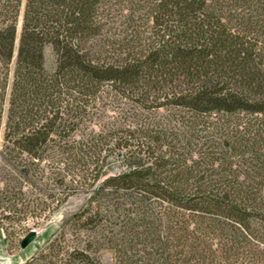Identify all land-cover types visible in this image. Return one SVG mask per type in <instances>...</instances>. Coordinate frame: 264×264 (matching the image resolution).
I'll return each mask as SVG.
<instances>
[{"label":"trees","instance_id":"trees-1","mask_svg":"<svg viewBox=\"0 0 264 264\" xmlns=\"http://www.w3.org/2000/svg\"><path fill=\"white\" fill-rule=\"evenodd\" d=\"M22 2L0 0V208L45 190L32 177L76 149V110L103 84L177 111L107 142L129 148L120 172L91 144L89 200L24 264H264V0Z\"/></svg>","mask_w":264,"mask_h":264},{"label":"rangeland","instance_id":"rangeland-1","mask_svg":"<svg viewBox=\"0 0 264 264\" xmlns=\"http://www.w3.org/2000/svg\"><path fill=\"white\" fill-rule=\"evenodd\" d=\"M24 5L25 0L22 2V14ZM118 17L116 10L112 14V19L116 20ZM21 20L22 15L18 24V40ZM119 23L120 21L112 24L109 36L125 35L126 29ZM16 54L17 48L10 65L2 132L7 120ZM45 63L50 70L55 66V54L51 46L46 48ZM174 111L144 110L122 90L114 89L110 83L103 84L95 96L89 97L87 109L76 110V149L72 152L49 151L43 163L44 169L39 175L32 177L45 190L40 191L36 186L26 185L23 201H18L14 206L12 203H5L4 207L0 208V264H24L58 233L66 218L87 203L94 185L91 144L99 141L100 158L104 159L103 163L109 173L120 172L127 168L124 158L129 155V148L120 147L112 150L107 142L112 137L126 135L129 128H135L137 123L143 124L146 120L152 123L156 121L175 124L176 121L171 116ZM2 167L0 159V183L1 180H8ZM6 173L12 178L11 184L17 186L19 181L17 174H12L9 170ZM104 178L105 175L100 177L101 180ZM64 191L69 194L67 199L64 198ZM32 229L38 231V237L28 247L22 248V239ZM104 259L107 264V259L105 257Z\"/></svg>","mask_w":264,"mask_h":264},{"label":"water","instance_id":"water-1","mask_svg":"<svg viewBox=\"0 0 264 264\" xmlns=\"http://www.w3.org/2000/svg\"><path fill=\"white\" fill-rule=\"evenodd\" d=\"M20 25L22 26V20ZM38 234H39L38 231L35 229L29 231L22 239L21 247L22 248L28 247V245L31 244L38 237ZM104 257L107 259V264H112V256L110 252H105Z\"/></svg>","mask_w":264,"mask_h":264}]
</instances>
